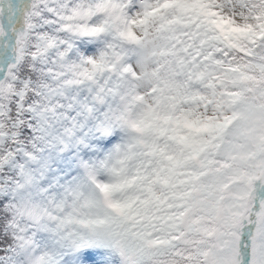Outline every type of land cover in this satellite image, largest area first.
<instances>
[{"label": "snow or ice", "instance_id": "obj_1", "mask_svg": "<svg viewBox=\"0 0 264 264\" xmlns=\"http://www.w3.org/2000/svg\"><path fill=\"white\" fill-rule=\"evenodd\" d=\"M0 264H264V0H0Z\"/></svg>", "mask_w": 264, "mask_h": 264}]
</instances>
